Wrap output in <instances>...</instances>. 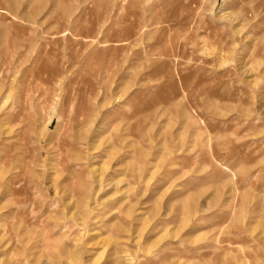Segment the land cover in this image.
<instances>
[{
    "label": "rangeland",
    "instance_id": "obj_1",
    "mask_svg": "<svg viewBox=\"0 0 264 264\" xmlns=\"http://www.w3.org/2000/svg\"><path fill=\"white\" fill-rule=\"evenodd\" d=\"M72 135L94 149L64 172ZM3 236L19 264L108 239L119 264H264V0H0Z\"/></svg>",
    "mask_w": 264,
    "mask_h": 264
},
{
    "label": "bare ground",
    "instance_id": "obj_2",
    "mask_svg": "<svg viewBox=\"0 0 264 264\" xmlns=\"http://www.w3.org/2000/svg\"><path fill=\"white\" fill-rule=\"evenodd\" d=\"M52 114V113H51ZM51 114H50V116H49V118H48V125L50 126V119H51ZM87 114H88V109L86 108L85 109V112L84 113H78V115H77V117H76V119L77 120H81V122H84V121H86V119H87ZM72 126L73 125H71L70 126V129H69V131L68 132H65V133H68V136H69V132H70V130H71V128H72ZM47 128V127H46ZM49 128V127H48ZM57 128V127H56ZM22 133L23 134H25L26 133V130L25 129H22ZM25 140H27V138L26 137H24V135H23V137L21 138V145L22 146H24L25 144H24V142H25ZM69 140H71L70 142H68L67 140H65V141H63L62 142V144H60V145H58V147H59V149H60V155H58V160H59V162H58V165H59V167H62L63 168V171L64 172H66L67 170H68V168H67V165L64 163L66 160H65V158L67 157V152L65 151V149L66 148H69V149H72V148H74L75 147V142H77V143H79V145H80V148H81V150L82 149H85L86 148V153H89L90 151H93V149H94V146H92V147H89V145L88 144H85L84 143V138H82L81 136H79V135H77L76 136V138H75V140L73 139V135L72 136H70L69 137ZM27 146V145H26ZM31 146V145H30ZM82 146H86V147H82ZM32 150V149H31ZM25 151H26V148H25ZM62 153V154H61ZM65 153V154H64ZM68 159V158H67ZM69 163V159L67 160V164ZM8 164V163H7ZM62 171V170H61ZM24 174H25V170H24ZM20 176H18L17 177V180H15L14 182H13V180H8V182H9V184H8V186L10 187V192H12V195H15V194H17V191H19V190H22L24 187L26 188V187H30L29 185V183H27V184H29V185H27V186H25L26 185V180H25V177H21V174H19ZM13 179H15V178H13ZM33 179V178H32ZM28 181V180H27ZM32 181V180H31ZM33 181H35L34 179H33ZM29 182V181H28ZM33 183V182H32ZM31 183V184H32ZM43 184H44V182H35V183H33V186H31V187H33V189L35 190H37L38 188L40 189V188H42V186H43ZM45 185V184H44ZM62 185V184H61ZM13 186L15 187V189H13ZM24 186V187H23ZM53 187H54V198H56V197H58L59 195H60V192H61V190L63 189V187L64 186H60L59 184H57V183H55V185H52ZM52 189V188H51ZM25 190H27V189H25ZM41 190V189H40ZM38 191V190H37ZM44 191V190H43ZM39 192V191H38ZM45 192V191H44ZM23 193V192H22ZM21 193V194H22ZM24 194H25V192H24ZM44 194V193H43ZM42 194V195H43ZM23 195V194H22ZM35 195V194H34ZM33 195V196H34ZM39 195V194H38ZM41 195V196H42ZM44 196V195H43ZM16 203V207H17V210H18V214H20L19 215V217H20V220L22 221V223L21 224H23V223H26V218L24 217V214H25V208L27 207L26 206V204L25 203H23V202H15ZM55 204V203H54ZM15 205V204H14ZM49 207V206H48ZM53 207H55L54 205H52V208ZM32 208L33 209H35L36 208V205H35V203H32ZM55 210H57V209H55ZM23 214V215H22ZM93 219V218H92ZM29 221V220H28ZM25 226V225H24ZM27 227V226H26ZM64 227V226H63ZM66 227V226H65ZM64 227V228H65ZM94 229H92V231H93ZM15 232V231H14ZM5 233L6 234H11V229H8L7 228V230L5 231ZM18 236V235H17ZM24 236V235H23ZM14 239H18L17 237H9V242H10V240L11 241H13V249L11 250L10 249V247H8V243H7V240H6V236H3L1 239H0V262H2V264H13V261H16V263L17 262H19L20 263V260H19V258L20 257H16V258H14L15 257V255H14V257H13V255H12V257H11V253H15V247L17 248V247H22V243H23V239L22 240H20V239H18V240H15L14 241ZM17 242L18 244H19V246H16L15 245V243ZM99 244H101V248H99L100 250L102 249V251H101V253H99L98 255H97V257H96V259H95V261H94V263L93 264H119L118 262H119V259H118V251H117V249H116V245H115V242H114V240H112V239H108V240H103V241H101ZM98 246V245H97ZM11 257V258H10ZM9 258L11 259V260H9ZM6 260V261H5ZM23 261V260H22ZM19 263H17V264H19ZM15 264V263H14Z\"/></svg>",
    "mask_w": 264,
    "mask_h": 264
}]
</instances>
